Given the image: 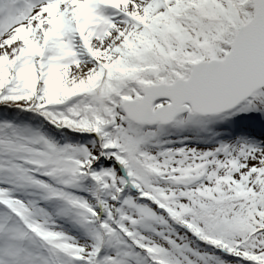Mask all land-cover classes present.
I'll return each mask as SVG.
<instances>
[{"label": "snow or ice", "instance_id": "snow-or-ice-1", "mask_svg": "<svg viewBox=\"0 0 264 264\" xmlns=\"http://www.w3.org/2000/svg\"><path fill=\"white\" fill-rule=\"evenodd\" d=\"M0 264H264V0H0Z\"/></svg>", "mask_w": 264, "mask_h": 264}]
</instances>
